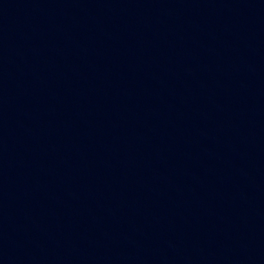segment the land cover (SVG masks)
<instances>
[{
	"label": "water",
	"instance_id": "1",
	"mask_svg": "<svg viewBox=\"0 0 264 264\" xmlns=\"http://www.w3.org/2000/svg\"><path fill=\"white\" fill-rule=\"evenodd\" d=\"M0 264H264V0H0Z\"/></svg>",
	"mask_w": 264,
	"mask_h": 264
}]
</instances>
